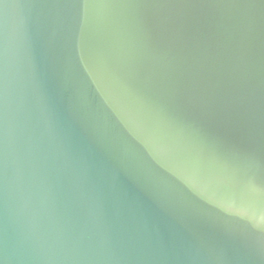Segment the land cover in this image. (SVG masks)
Instances as JSON below:
<instances>
[{
    "label": "water",
    "instance_id": "obj_1",
    "mask_svg": "<svg viewBox=\"0 0 264 264\" xmlns=\"http://www.w3.org/2000/svg\"><path fill=\"white\" fill-rule=\"evenodd\" d=\"M0 264H264V0H0Z\"/></svg>",
    "mask_w": 264,
    "mask_h": 264
}]
</instances>
